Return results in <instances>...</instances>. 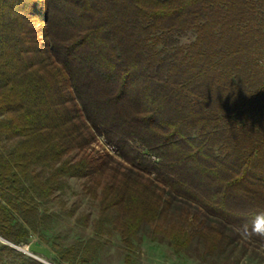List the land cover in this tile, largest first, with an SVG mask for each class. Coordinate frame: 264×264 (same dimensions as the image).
<instances>
[{
	"label": "trees",
	"instance_id": "trees-1",
	"mask_svg": "<svg viewBox=\"0 0 264 264\" xmlns=\"http://www.w3.org/2000/svg\"><path fill=\"white\" fill-rule=\"evenodd\" d=\"M263 58L264 0H0V237L26 244L73 179L95 237L59 262L113 233L131 250L144 225L184 251L164 188L264 246ZM98 136L121 163L89 151ZM0 264L42 263L0 243Z\"/></svg>",
	"mask_w": 264,
	"mask_h": 264
},
{
	"label": "rangeland",
	"instance_id": "rangeland-1",
	"mask_svg": "<svg viewBox=\"0 0 264 264\" xmlns=\"http://www.w3.org/2000/svg\"><path fill=\"white\" fill-rule=\"evenodd\" d=\"M193 40L194 35L187 33L180 37L178 42L180 45H188ZM101 137H97L89 151L95 155L106 154L121 163L118 152L108 151ZM2 145L3 143H0V147ZM6 146L10 144L7 143ZM65 183L64 191H56L51 200L39 207V213H44L47 217L44 224L36 234L30 236L26 244L17 245L26 248L33 242L39 247L49 249L50 264H80L78 259L59 262L56 251L95 237L91 227L92 221L97 218L94 203L83 195L81 181L68 179ZM162 192L164 199L170 203L169 215L173 220L177 222L180 217L188 216L187 221L182 224L191 241L184 251L175 253L168 239L155 236L154 227L144 225L137 233L131 250L123 248L115 233L109 237L97 238L101 247L88 264H128L126 260H129V264H264L263 245L244 237L232 225L205 213L197 205L176 196L170 189L164 188ZM84 217L88 218L87 227L77 222L78 219L84 220ZM209 227L216 229L222 236L219 249L214 252H209L205 242L194 235L196 231Z\"/></svg>",
	"mask_w": 264,
	"mask_h": 264
},
{
	"label": "water",
	"instance_id": "water-1",
	"mask_svg": "<svg viewBox=\"0 0 264 264\" xmlns=\"http://www.w3.org/2000/svg\"><path fill=\"white\" fill-rule=\"evenodd\" d=\"M0 243H2L3 245L9 246L10 248L18 252H21L23 254L30 256L31 258L37 260L38 262L42 264H50L51 252L49 249L45 247H39L32 242L27 245L26 251H23L22 248L2 239L1 237H0Z\"/></svg>",
	"mask_w": 264,
	"mask_h": 264
},
{
	"label": "built area",
	"instance_id": "built-area-1",
	"mask_svg": "<svg viewBox=\"0 0 264 264\" xmlns=\"http://www.w3.org/2000/svg\"><path fill=\"white\" fill-rule=\"evenodd\" d=\"M261 63L264 64V58H263V60L261 61ZM101 141H102V143L104 144V146H106V149H107L108 151H111L112 153H117L116 148H115L112 144H110L109 142H107L103 137H101Z\"/></svg>",
	"mask_w": 264,
	"mask_h": 264
},
{
	"label": "bare ground",
	"instance_id": "bare-ground-1",
	"mask_svg": "<svg viewBox=\"0 0 264 264\" xmlns=\"http://www.w3.org/2000/svg\"><path fill=\"white\" fill-rule=\"evenodd\" d=\"M27 247L26 248H22L23 251H26Z\"/></svg>",
	"mask_w": 264,
	"mask_h": 264
}]
</instances>
